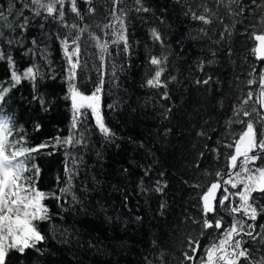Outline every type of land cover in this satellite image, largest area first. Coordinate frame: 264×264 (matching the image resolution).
Masks as SVG:
<instances>
[{"label":"trees","instance_id":"16d2710c","mask_svg":"<svg viewBox=\"0 0 264 264\" xmlns=\"http://www.w3.org/2000/svg\"><path fill=\"white\" fill-rule=\"evenodd\" d=\"M25 3L27 0H0L8 21L19 23L23 19L17 17L20 11L30 18L24 32L0 22L4 24L0 27L4 33L0 51L13 58L17 70L35 66L42 75L35 87L32 81L23 80L11 88L0 117H11L25 146H35L54 143V137L68 134L72 119L70 101L65 99L68 65L59 37L69 29L55 19L34 17ZM243 3L247 6L250 0ZM142 5L147 12L136 11L135 0H123L120 8L127 12L129 50L123 52L122 45H111V55H106L102 69L106 73L102 113L115 138H102L89 116L87 147L69 149L81 158L74 180L78 202L72 203L69 197V202L60 206L54 199L46 200L52 213L51 223L40 225L49 237L41 245L46 251L42 255L33 250L24 255L13 252L9 264H146L145 257L153 264H181L188 236L201 239L204 245L218 235L208 230L211 235L200 236L201 224L194 222L202 219L198 194L215 179L217 170L226 168L224 153L230 150L220 147L217 159L209 149L219 147L231 131L226 125L247 90L248 73L253 67H264V61L253 55L256 42L249 28L258 14L246 12V18H233L217 0H142ZM78 6L83 20L66 8L67 23L89 26L90 31L109 40L110 30H102V26L111 18L112 0H92L94 13L88 12L90 5L85 0H78ZM204 7L216 13L211 24L191 18V12L201 14ZM152 29L161 33L163 45L152 38ZM98 55L94 42L85 44L82 39L83 67L78 69L77 82L87 92L99 79ZM151 56L167 57L161 78H168L167 89L146 86L155 67L149 63ZM200 61L205 62L203 71L197 67ZM209 76L207 85L195 82ZM9 82L8 62L0 60V85L9 86ZM164 91L170 99H161ZM34 95L45 99L47 110ZM231 127L239 131L241 126ZM200 132L205 136L198 135ZM65 163L62 147L32 153L29 167L34 164L39 168L36 186L45 192L62 187ZM146 168L151 169L148 175ZM157 180L167 185L162 193L154 191ZM196 184L201 188L193 187ZM259 203L264 204V199ZM161 204L166 206L162 209ZM219 214L230 222L223 210ZM258 223L264 224V217ZM251 247L253 255L264 254V247Z\"/></svg>","mask_w":264,"mask_h":264},{"label":"snow or ice","instance_id":"6c2138e0","mask_svg":"<svg viewBox=\"0 0 264 264\" xmlns=\"http://www.w3.org/2000/svg\"><path fill=\"white\" fill-rule=\"evenodd\" d=\"M85 2L90 5L88 12L94 13L95 9L91 6L92 0H85ZM122 3L123 0H112L111 18L102 26V30H110V33H107L111 37L109 40H103L101 36L90 31L89 26L81 27L78 23H67L66 8L77 19L83 20L78 0H27L24 5L30 8L34 17L55 19L69 29L59 39L68 65L65 99L70 101L72 119L68 134L54 137V143L45 142L35 146H25V138L16 131L17 126L12 118L0 117V264H9V256L13 252L24 255L26 251L33 250L41 255L44 254L46 249L41 245L49 237L40 225L45 222L50 224L52 221V213L45 203L46 200L54 199L60 206L69 202V197L72 203L78 202L74 180L78 175L77 161L81 158L74 156L69 149L87 147L89 116L94 120L96 131L106 141H111L116 136L105 123L102 113L101 97L106 75L102 69L106 64V55H111L109 51L111 45L117 47L122 45L123 52L129 50L125 23L127 12L120 8ZM135 3L138 5L136 11H148L146 7H143L142 0H135ZM217 4L226 7L228 14L233 18H246V12L258 14L256 23L249 25V28L253 29L252 38L258 42L252 50L253 55L257 60L264 61V0H250L247 6L243 0H217ZM8 14H12V6L9 7ZM190 14L193 20L205 25L211 24L213 17L216 16V13L208 7H204L201 14L196 12ZM17 17H23V19L19 23L8 21L7 16L0 9V22H6V26L13 31L16 28H19L21 32L26 31L30 18L24 16L22 11L17 13ZM3 26L4 24H0V27ZM234 26L233 24L232 27ZM97 27L101 26L97 25ZM201 31L204 30L201 29ZM248 31L249 29L246 28L245 33ZM225 32L231 35L228 27H225ZM3 34V31H0V36ZM151 36L161 45L164 44L161 33L156 29H152ZM223 36L224 33L221 34V38ZM82 39L85 44L88 41L94 42V46L99 50L101 71L97 83L90 92L82 90L83 85L77 82L78 69L83 67L81 64ZM35 43L36 41L33 40V44ZM0 60H6L10 69L9 86L0 85V110H2L11 88L19 85L23 80L32 81L35 87V82L42 74L35 66L17 70L13 58L2 51H0ZM166 62V56L149 58V63L155 67L151 77L145 82L146 86L167 89L168 78L161 79ZM204 66V61H200L197 65L200 71H203ZM112 75L115 77V66H113ZM248 77L247 90L240 99V103L233 107V116L226 125V128H230L231 131L227 133L219 147L209 149L217 154V159H219L220 147L230 150L224 153L226 168L217 170L214 174L215 179L198 194L202 219L194 222L201 224L200 236L211 235L208 230H213L218 235L204 245L201 239L188 236L185 241L187 250L183 252L181 264H264V254L258 257L253 255L251 247L252 244L264 247V224L258 223L264 217V204L259 203L261 199H264V67L259 70L253 67ZM170 79L175 80V77ZM210 81L209 76L203 80L197 79L195 82L207 85ZM33 99L47 110V102L42 96L34 95ZM161 99H170L167 91L162 93ZM108 107L113 106L108 105ZM170 111V108L166 110L165 118ZM232 125L241 126L240 130L236 131L231 127ZM39 127L37 124L36 129L39 130ZM198 135L205 136V133L200 132ZM228 137H231V140ZM48 147H62L65 149L66 156L63 186L52 192H45L36 186L34 177L39 175V168L34 164L29 167L32 153ZM203 155L201 153V156ZM150 171V168H146L145 175H148ZM140 186L141 190H144L143 179ZM166 186V183L157 180L154 191L162 193ZM193 187L201 188V185L196 184ZM165 206L161 204L162 209ZM221 210L230 218V222H226L225 217L219 214ZM155 243L153 241L154 245ZM161 259L163 260V253H161ZM145 261L146 264H153L148 257H145Z\"/></svg>","mask_w":264,"mask_h":264},{"label":"water","instance_id":"95a60500","mask_svg":"<svg viewBox=\"0 0 264 264\" xmlns=\"http://www.w3.org/2000/svg\"><path fill=\"white\" fill-rule=\"evenodd\" d=\"M256 42V41H255ZM258 42H256V44H257Z\"/></svg>","mask_w":264,"mask_h":264}]
</instances>
